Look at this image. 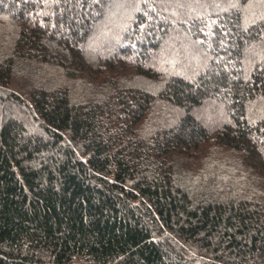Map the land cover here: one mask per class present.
Segmentation results:
<instances>
[{"label":"trees","instance_id":"16d2710c","mask_svg":"<svg viewBox=\"0 0 264 264\" xmlns=\"http://www.w3.org/2000/svg\"><path fill=\"white\" fill-rule=\"evenodd\" d=\"M0 264H264V0H0Z\"/></svg>","mask_w":264,"mask_h":264}]
</instances>
